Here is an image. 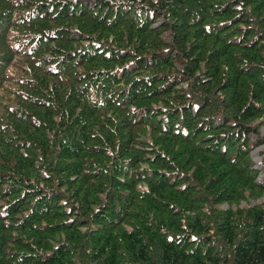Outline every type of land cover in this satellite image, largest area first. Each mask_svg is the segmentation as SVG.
Wrapping results in <instances>:
<instances>
[{"label": "trees", "instance_id": "trees-1", "mask_svg": "<svg viewBox=\"0 0 264 264\" xmlns=\"http://www.w3.org/2000/svg\"><path fill=\"white\" fill-rule=\"evenodd\" d=\"M262 127L264 0H0V264H264Z\"/></svg>", "mask_w": 264, "mask_h": 264}, {"label": "built area", "instance_id": "built-area-1", "mask_svg": "<svg viewBox=\"0 0 264 264\" xmlns=\"http://www.w3.org/2000/svg\"><path fill=\"white\" fill-rule=\"evenodd\" d=\"M264 129V128H263ZM263 129H261V133H263ZM252 138L255 140V138L252 136ZM264 147L262 145L261 147H258L256 150L252 152V162H253V168L258 169L260 167V159L258 157V152L261 150V148ZM261 180V179H260ZM262 201L264 202V197L262 198ZM258 202H253V204H257ZM244 203H241L243 205ZM227 207V206H225Z\"/></svg>", "mask_w": 264, "mask_h": 264}, {"label": "rangeland", "instance_id": "rangeland-1", "mask_svg": "<svg viewBox=\"0 0 264 264\" xmlns=\"http://www.w3.org/2000/svg\"><path fill=\"white\" fill-rule=\"evenodd\" d=\"M264 127H262V129H263ZM262 131V130H261ZM261 137H264V129H263V133H261ZM255 138V137H254ZM251 156H252V154H251Z\"/></svg>", "mask_w": 264, "mask_h": 264}]
</instances>
